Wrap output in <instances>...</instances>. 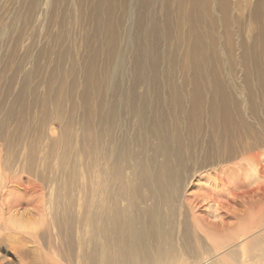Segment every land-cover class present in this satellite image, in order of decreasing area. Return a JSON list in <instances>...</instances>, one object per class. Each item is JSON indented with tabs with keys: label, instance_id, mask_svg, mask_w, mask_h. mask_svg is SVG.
<instances>
[{
	"label": "bare ground",
	"instance_id": "obj_1",
	"mask_svg": "<svg viewBox=\"0 0 264 264\" xmlns=\"http://www.w3.org/2000/svg\"><path fill=\"white\" fill-rule=\"evenodd\" d=\"M84 1L92 3V20L106 6L110 64L115 2ZM121 1L133 4L128 14L130 47L137 50L133 67L139 73L153 71L155 77L162 60L169 61V51L161 50L160 42L173 34L172 0ZM175 1L178 8L188 1L191 8H198L210 0ZM40 2L36 0L35 7L33 0L28 2L26 28ZM48 2L53 10L60 0ZM62 15L58 23L64 25L67 16ZM179 18L190 20L186 13ZM14 22L3 28L5 42L20 30L12 26ZM191 32L197 64L199 37ZM123 65L121 60L119 66ZM31 70L15 84L19 91L12 106L20 104L18 117H8L7 109L0 116V264H8L2 256L8 244L26 259L24 264H264V211L239 216L225 229L221 226L225 218L217 214L221 208L225 214L230 211L238 198L243 204L264 199V124L244 133L234 129L227 114L218 144L221 155L208 151L210 156L201 164L208 170L204 175L199 172L196 185L189 176L196 175L197 164L184 163L181 148L174 143L179 138H173L166 117H145V106L139 109L141 127L134 141L152 153L137 159L132 149L124 148V140L113 135L114 117H105L98 129L89 119L80 125L75 118L51 117L47 91L53 97L63 92L57 86L63 83L57 84L55 78L59 72L47 74L45 85L33 88L36 75ZM3 73L0 69V76ZM42 86L43 95L31 99L35 113L29 117L31 107L25 109L23 101L29 91ZM148 120L153 123L148 125ZM251 150L257 158L241 157L236 166L220 167L221 161ZM193 186L195 198L190 199ZM204 207L211 212L200 211Z\"/></svg>",
	"mask_w": 264,
	"mask_h": 264
},
{
	"label": "rangeland",
	"instance_id": "obj_2",
	"mask_svg": "<svg viewBox=\"0 0 264 264\" xmlns=\"http://www.w3.org/2000/svg\"><path fill=\"white\" fill-rule=\"evenodd\" d=\"M29 1L0 0V69L4 70L0 76V116L7 109L8 117H18L16 109L20 104L13 106L19 91L16 85L23 79L24 71L33 69L31 71L36 75L34 88L45 85L46 75L57 70V84L63 83L57 86L63 92L53 97L47 91L51 95L48 97L51 98L48 109L51 117L75 118L80 125L89 119L97 122V129L98 125L104 124L105 117H114L111 122L113 135L123 139L124 148L132 149L136 158L141 159L152 153L148 146L142 147L134 141L138 139L134 135L141 127L138 111L144 105L145 117H166L173 138H179L174 143L181 148L184 163L190 162L192 167L197 164L196 175L193 178L189 176L192 182L206 174L203 170H208L209 166L205 168L201 164L205 157L210 156L209 150H214L217 157L221 155L218 144L227 114L237 127L234 129L244 133L250 127L262 129L264 0H215L212 4L210 0L206 6L198 8H191L189 1L186 7L178 8L176 1L172 0L173 34L171 39L160 42L161 50L169 51H166L169 61L167 58L162 60L164 63L159 66L155 77L153 71L139 73L133 67L137 50L130 47L132 35L128 17L133 4L114 0L111 18L115 29L114 46L108 64L109 44L104 35L107 21L105 5L92 20L89 18L91 2L60 0L51 10L48 0H41L38 11L35 13V8L26 28ZM35 3L33 0L34 7ZM64 12L67 20L62 25L58 20ZM183 13L189 14V21L179 18ZM15 16L18 17L16 21ZM12 22V26L16 25L20 30L5 42L3 28L11 26ZM191 30H195L199 37L197 64L192 59L196 48ZM121 60L124 65L120 67ZM135 76H139L140 81H135ZM31 88L30 85L29 90ZM32 93L29 91L27 94L30 96L27 95L23 101L24 108L31 107L29 117H32L31 112L35 113L31 99L33 96L39 99L43 95V86ZM152 123L150 120L147 122L148 125ZM254 151L239 152L237 157L221 161L220 167L236 166L241 157L255 159ZM196 182L194 184L197 185ZM195 192L193 186L188 192L190 199L195 198ZM241 200L243 198L234 200L226 214L224 208L217 211L225 218L221 225L223 229L239 216L264 211L262 197L244 204ZM203 210L209 211L205 207L200 211ZM10 248L8 244V251L2 254L8 264H24L26 259L21 253Z\"/></svg>",
	"mask_w": 264,
	"mask_h": 264
}]
</instances>
